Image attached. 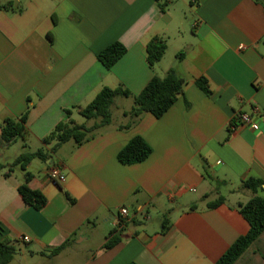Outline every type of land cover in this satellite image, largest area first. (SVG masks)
<instances>
[{"label":"crops","instance_id":"obj_1","mask_svg":"<svg viewBox=\"0 0 264 264\" xmlns=\"http://www.w3.org/2000/svg\"><path fill=\"white\" fill-rule=\"evenodd\" d=\"M165 2L163 11L156 0H0V241L18 249L10 264H216L249 232L238 206L255 194L243 184L261 181L256 195L264 198V5ZM155 37L166 42V54L176 47L184 56L167 62L165 54L151 68L146 46ZM116 42L127 53L107 69L98 54ZM171 69L186 84L163 117L146 113L126 128L132 107L120 110L117 121L113 111L112 124L94 139L65 144L53 163L28 164V186L47 204L37 211L24 202L25 171H10L22 154L13 151L20 140L21 149L39 150L61 122L91 126L80 121L81 111L103 88L137 96ZM202 78L209 95L196 84ZM255 109L257 128L234 121ZM25 113V141L4 145L5 121ZM135 137L152 154L123 165L118 154ZM53 166L64 183L49 179ZM220 197L222 205L208 208ZM122 208L130 220L120 226ZM116 236L121 241L103 250ZM68 240L65 250L48 256ZM235 264H264V233Z\"/></svg>","mask_w":264,"mask_h":264},{"label":"trees","instance_id":"obj_2","mask_svg":"<svg viewBox=\"0 0 264 264\" xmlns=\"http://www.w3.org/2000/svg\"><path fill=\"white\" fill-rule=\"evenodd\" d=\"M163 2L161 9L164 11L166 8V0H156ZM260 1L264 5V0ZM12 6L9 3L5 6L8 8ZM168 46L161 38H153L146 46V59L151 68H154L163 59ZM127 48L116 42L108 46L105 50L98 54L99 61L107 68L111 69L125 54ZM184 53L178 55L182 58ZM185 80L180 78L174 69L168 71L164 77L154 76L151 81L146 85L143 91L135 96L124 87L116 89L103 88L95 99L81 111V115L88 121L92 122L91 126L77 125L71 122H61L56 126L54 131L43 140V146L35 152L27 151V146L24 144L23 152L13 163L10 168L21 167L25 171L24 183L19 188V194L24 202L33 207L35 210H42L46 204V197L36 190H32L28 184L33 176L27 172V166L33 160L39 159L45 163L50 161L53 163L54 156L65 144L73 142L75 147H79L84 143L94 139L103 128L112 124L113 109L115 100L118 97L132 98L133 107L127 113L126 117L131 119V123L126 127L130 128L137 124L142 116L146 113L152 114L157 119L163 117L178 101L179 97L184 93ZM197 86L207 95L211 94L207 81L199 79L196 82ZM27 114L25 113L21 119H7L2 126L1 140L6 146L11 145L18 139L25 141L28 133L26 128ZM69 114V112L67 113ZM152 147L142 138L135 137L128 145L118 154V161L123 165H134L146 161L152 154ZM3 167L0 166V170ZM9 176V172L5 174ZM263 183L259 180L250 179L243 184L244 188L251 189L255 194L247 203L238 206L240 214L246 219L250 225L249 232L240 237L217 261L216 264H235V262L256 242L259 237L264 233V198L256 195L257 188ZM66 197L71 203L75 201L66 193ZM225 202L223 197L217 201L208 204V208H217ZM197 206L191 207V210H196ZM167 217L163 222V231L168 230ZM121 241L119 236L112 237L103 247V250H108L116 246ZM71 243L68 240L64 245L58 247L49 253V257H54L65 250ZM18 254V249L15 244L0 241V264H10ZM137 264V263H130Z\"/></svg>","mask_w":264,"mask_h":264},{"label":"built area","instance_id":"obj_3","mask_svg":"<svg viewBox=\"0 0 264 264\" xmlns=\"http://www.w3.org/2000/svg\"><path fill=\"white\" fill-rule=\"evenodd\" d=\"M196 0H191V3H195ZM258 114V110L255 109L253 113H240L235 116L234 121L241 123L244 126L251 128H257L258 124L254 119V115ZM49 179L54 183H64L66 181L65 174L62 173L58 166H53L49 171ZM130 220L129 211L126 208L120 210V226ZM24 242H30L28 237H23Z\"/></svg>","mask_w":264,"mask_h":264},{"label":"rangeland","instance_id":"obj_4","mask_svg":"<svg viewBox=\"0 0 264 264\" xmlns=\"http://www.w3.org/2000/svg\"><path fill=\"white\" fill-rule=\"evenodd\" d=\"M190 15V17H192L191 16V14H189ZM187 28H188V24H187ZM176 50H178V48H176V47H173L172 49H171V52H167V54H166V61L167 62H174V61H176V60H178L179 58H178V55H177V53H175L176 52ZM114 110L113 111H115V113H116V115H115V118H116V121L118 120L117 118H118V115H120L121 114V112H120V110L121 111H123V110H128V109H130L131 107H133V101L131 100V99H129V98H123V97H118L116 100H115V105H114ZM122 119H120V121H123L124 120V118L123 117H121ZM80 121L81 122H87V120L84 118V117H82V118H80ZM91 125V124H90ZM101 131V130H100ZM18 147L16 146L15 148H13V151L14 152H16L15 154H17V155H19V154H21V153H23V152H25L26 150H23V149H21L20 148V145H21V140L19 141V143H18ZM37 147H31V149H27V151H31V152H34L35 150H37L36 149ZM35 163H41V161L39 160V159H37V160H35ZM19 170H20V168H19ZM222 195H224V196H226V193L225 192H222L221 193ZM213 198V197H212ZM216 198H218V196H215V198H214V200L216 199ZM151 216H152V218H153V222H156V221H158L159 220V218H160V215H158V214H154L153 212H151ZM29 262H33V261H29Z\"/></svg>","mask_w":264,"mask_h":264}]
</instances>
